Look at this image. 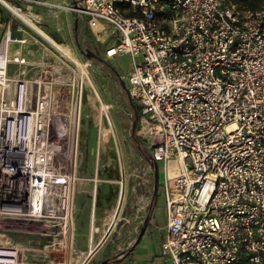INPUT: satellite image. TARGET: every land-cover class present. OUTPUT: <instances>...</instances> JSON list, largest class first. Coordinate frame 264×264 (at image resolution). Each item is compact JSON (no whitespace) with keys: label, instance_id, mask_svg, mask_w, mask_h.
<instances>
[{"label":"built area","instance_id":"obj_1","mask_svg":"<svg viewBox=\"0 0 264 264\" xmlns=\"http://www.w3.org/2000/svg\"><path fill=\"white\" fill-rule=\"evenodd\" d=\"M9 1L0 5L37 33ZM54 8L85 19L106 60L130 58L126 94L147 127L150 161L162 168L161 257L264 264V4L76 0ZM2 27L0 18V264H86L73 235L85 86L101 100L86 76L52 82L51 59L67 61L56 45L39 61L24 52L28 36L11 39ZM6 223L34 229L16 233Z\"/></svg>","mask_w":264,"mask_h":264},{"label":"rangeland","instance_id":"obj_2","mask_svg":"<svg viewBox=\"0 0 264 264\" xmlns=\"http://www.w3.org/2000/svg\"><path fill=\"white\" fill-rule=\"evenodd\" d=\"M77 33V43L80 49L75 45L77 50H75L74 54L79 63L71 57L69 47L67 48L66 56L74 63L65 57L61 50L63 57L67 61L59 55V60H62V62H59L56 57L53 58L52 62H54L53 65L57 61L58 64L61 63L55 66L58 67V70L62 63H66L70 70L67 72H75L80 78L83 76V83H86V76L101 100L102 107H99L94 95L85 86L79 140V152L82 157H80L79 161L86 160L90 165L92 164V172L95 167L93 164L97 163V177L92 179L94 183L91 205L92 216L90 220L92 239L90 244L88 243L89 249L87 251L92 252L99 242L95 240L98 234L92 232L93 227L98 228V221H95L96 225L94 226L93 216L96 189H98L97 192H103L105 198H107L103 206L108 212L106 214L108 227L105 226L107 230L124 217L131 222L132 220L134 222L141 221V217L146 215L154 198L157 201L156 205L159 211L163 213L164 197L159 192L162 176L161 165H158L157 191L154 197V173L153 167L150 166L148 161V159L150 160L149 145L147 139L138 134L140 130L139 108L136 104L137 109L131 107L123 86H128L130 58L128 56H117L110 61L106 60L99 52V49H97L95 40L86 24L79 27ZM111 42L113 41L109 38L108 43ZM87 50L97 55L95 60L87 58V55L84 54ZM68 61L77 68L72 67ZM77 69L82 73V76ZM60 72L61 74L63 73L62 71ZM93 98L94 103L91 105V99ZM104 113L110 126L105 120ZM135 140L140 142L141 153L136 148ZM109 221L111 222L109 223ZM2 226L16 233L34 229V227L21 223L16 225L6 223ZM78 254L79 252L75 250V256ZM97 262L98 260L90 258L86 264H96ZM79 263L76 260V264Z\"/></svg>","mask_w":264,"mask_h":264},{"label":"crops","instance_id":"obj_3","mask_svg":"<svg viewBox=\"0 0 264 264\" xmlns=\"http://www.w3.org/2000/svg\"><path fill=\"white\" fill-rule=\"evenodd\" d=\"M39 1H43L51 5V7L35 4L28 5L19 0L9 1V4L13 8L20 9V13L30 21L28 24L32 25L37 33L24 25V23L0 5V18L3 26L2 33L9 32L10 26L16 24L17 29L22 32V36H28L31 39L27 47H24V52L26 54H33L35 59L39 61H43L44 58H49V55L58 53L52 44L59 47L65 55L67 54L65 47H69L75 52L77 50L75 45L78 42V28L86 24V20L72 13H66L59 8H54V6H69L76 0ZM21 14L19 15L24 20ZM57 60L61 62L58 58ZM80 157H82V154L79 152L76 169L78 183L76 182L75 190L73 235L75 250L79 253H86L92 239L90 234L92 191L94 186L92 179L97 177V163L93 164L95 167L92 172V164L90 165L86 160L79 161ZM97 190L93 216L94 226L96 225L95 221H98L96 232L98 236L96 238L94 236V238L99 242L88 259L98 260L96 264L104 261L106 264H173L169 259L162 258L160 255L161 245L167 236L165 206L162 210L163 213H161L156 205L157 201L154 198L146 215L141 217V221L134 222L132 220L131 222L128 218L124 217L107 230L108 218L106 214L108 212L103 208L107 198H105L103 192H97ZM159 192L162 193L161 187ZM105 226L107 227L105 228Z\"/></svg>","mask_w":264,"mask_h":264},{"label":"bare ground","instance_id":"obj_4","mask_svg":"<svg viewBox=\"0 0 264 264\" xmlns=\"http://www.w3.org/2000/svg\"><path fill=\"white\" fill-rule=\"evenodd\" d=\"M9 7L13 10V11H15V9L14 8H12L10 5H9ZM22 15V14H21ZM23 16V15H22ZM23 18H24V21L25 22H29L30 23V21H28V19L26 18V17H24L23 16ZM66 49L68 48V47H65ZM70 50V54H71V57H73L77 62H78V60L76 59V55L74 54V52L71 50V49H69ZM65 55V54H64ZM65 57H67L66 55H65ZM68 58V57H67ZM69 59V58H68ZM69 60H71V59H69ZM72 61V60H71ZM73 62V61H72ZM54 63V62H53ZM74 63V62H73ZM79 63V62H78ZM60 64V63H59ZM58 63H55V65H59ZM72 66H74L73 64H72ZM74 67H76V66H74ZM77 68V67H76ZM54 69H55V67H54ZM57 69V68H56ZM55 69V71L54 72H51V76H52V82H55V83H71L72 81H73V77L75 76L72 72H67V71H65V72H63L61 69H59L58 71ZM60 71H62L63 73L61 74V72ZM77 71L81 74V76H82V73L77 69ZM82 78H83V76H82ZM148 132V130H147V127L146 126H142V127H140V130H139V135L140 136H142L143 137V135L144 134H146ZM177 173V168H176V166H175V164L174 163H170V174L171 175H175ZM92 232L93 233H96L97 232V228H95V227H93L92 228ZM91 252H86V253H84V255H83V259L84 258H87V256H89V254H90Z\"/></svg>","mask_w":264,"mask_h":264},{"label":"water","instance_id":"obj_5","mask_svg":"<svg viewBox=\"0 0 264 264\" xmlns=\"http://www.w3.org/2000/svg\"><path fill=\"white\" fill-rule=\"evenodd\" d=\"M9 33H10L11 39H21V37H22V32L17 29L16 24H13L10 26ZM15 47H17V45ZM86 52H87V58L90 59L92 56L95 57L89 50H87ZM123 86H124V89L126 91L125 85H123ZM127 98H128V96H127ZM128 101L132 103V101L129 98H128ZM152 167H153V173H154V188H155L154 195H155V193L157 191V182H158V164L155 162H152ZM92 252L89 254V256L92 254ZM100 264H106V262L104 261Z\"/></svg>","mask_w":264,"mask_h":264},{"label":"trees","instance_id":"obj_6","mask_svg":"<svg viewBox=\"0 0 264 264\" xmlns=\"http://www.w3.org/2000/svg\"><path fill=\"white\" fill-rule=\"evenodd\" d=\"M240 6H243L245 8H249V9H257L259 7H261L264 4V0H238ZM261 4V6H259ZM77 40V37H76ZM77 48H79L78 43H77ZM91 105H93L94 103V98L91 99ZM129 104L131 105L132 108L137 109V106L134 103L129 102ZM138 119H139V115H138ZM136 143V148L138 150L139 153H141L142 147L140 146V142L138 140H135ZM145 149V147H143ZM150 166H152V162L148 159Z\"/></svg>","mask_w":264,"mask_h":264},{"label":"flooded vegetation","instance_id":"obj_7","mask_svg":"<svg viewBox=\"0 0 264 264\" xmlns=\"http://www.w3.org/2000/svg\"><path fill=\"white\" fill-rule=\"evenodd\" d=\"M84 54H86V55H87V52H84ZM92 54H93L95 57H93V56H92L90 59H94V60H95V59H96V57H97V55H96L95 53H93V52H92Z\"/></svg>","mask_w":264,"mask_h":264}]
</instances>
